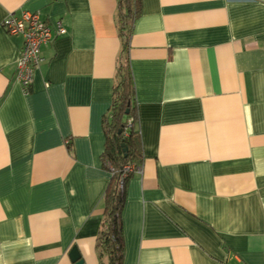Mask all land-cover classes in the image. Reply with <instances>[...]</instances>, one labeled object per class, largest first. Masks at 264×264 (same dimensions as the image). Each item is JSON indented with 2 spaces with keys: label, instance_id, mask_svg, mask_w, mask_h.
I'll list each match as a JSON object with an SVG mask.
<instances>
[{
  "label": "crops",
  "instance_id": "1",
  "mask_svg": "<svg viewBox=\"0 0 264 264\" xmlns=\"http://www.w3.org/2000/svg\"><path fill=\"white\" fill-rule=\"evenodd\" d=\"M139 2L128 59L142 159L125 184L122 264H264V0ZM20 11L66 30L40 48L28 93L23 39L1 27ZM117 11L0 0V264H73V246L99 263Z\"/></svg>",
  "mask_w": 264,
  "mask_h": 264
},
{
  "label": "trees",
  "instance_id": "2",
  "mask_svg": "<svg viewBox=\"0 0 264 264\" xmlns=\"http://www.w3.org/2000/svg\"><path fill=\"white\" fill-rule=\"evenodd\" d=\"M117 29L120 51L117 60L111 103L103 118V166L111 179L103 198L104 219L96 239L98 264H122L124 247L121 212L124 190L130 173L122 180V170L127 164L137 167L142 152L136 128V102L133 80L129 68L128 49L132 26L140 14L139 0H117ZM123 144V146H122Z\"/></svg>",
  "mask_w": 264,
  "mask_h": 264
},
{
  "label": "built area",
  "instance_id": "3",
  "mask_svg": "<svg viewBox=\"0 0 264 264\" xmlns=\"http://www.w3.org/2000/svg\"><path fill=\"white\" fill-rule=\"evenodd\" d=\"M1 27L12 36H21L23 39L20 55L15 62V80L29 92L34 71L41 62L40 48L50 43L56 36L66 33L61 21L55 23L54 29L40 20L38 14L29 11H20L19 14L9 13L1 22ZM137 167L127 164L123 167L121 182Z\"/></svg>",
  "mask_w": 264,
  "mask_h": 264
},
{
  "label": "water",
  "instance_id": "4",
  "mask_svg": "<svg viewBox=\"0 0 264 264\" xmlns=\"http://www.w3.org/2000/svg\"><path fill=\"white\" fill-rule=\"evenodd\" d=\"M122 146H123V144H122ZM68 256H69L70 261L73 264H84L83 260L80 258L79 252L75 246H73L69 250Z\"/></svg>",
  "mask_w": 264,
  "mask_h": 264
}]
</instances>
